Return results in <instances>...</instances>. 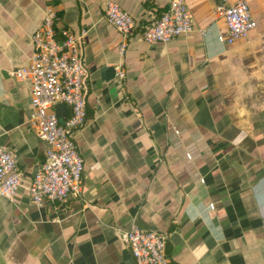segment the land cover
<instances>
[{
	"label": "crops",
	"instance_id": "crops-1",
	"mask_svg": "<svg viewBox=\"0 0 264 264\" xmlns=\"http://www.w3.org/2000/svg\"><path fill=\"white\" fill-rule=\"evenodd\" d=\"M47 1L0 0V146L22 185L0 196V264H136L120 238L133 225L166 234L174 264H264V0H247L245 39L226 43L220 0H186L190 36L151 45L140 33L169 0H112L136 22L123 55L107 0ZM45 6L57 30L87 29V117L73 133L81 197L36 207L26 188L46 145L28 124L30 81L8 72L28 65Z\"/></svg>",
	"mask_w": 264,
	"mask_h": 264
},
{
	"label": "built area",
	"instance_id": "built-area-1",
	"mask_svg": "<svg viewBox=\"0 0 264 264\" xmlns=\"http://www.w3.org/2000/svg\"><path fill=\"white\" fill-rule=\"evenodd\" d=\"M220 0L214 13L224 20L228 31L227 44L247 38L255 28L247 0L227 5ZM104 19L120 35L119 54L123 55L127 41L136 30V22L116 2L107 0ZM57 12L45 6L41 25L31 35L32 54L27 66L11 69L8 76L31 84L32 114L29 126L46 145L44 161L26 188L32 203H61L68 197H81L83 159L73 142V133L85 125L87 111L85 85L87 71L82 59L83 40L87 29L73 33L67 28L56 30ZM194 18L186 0H169L166 9L153 23L144 27L141 38L148 45L167 44L177 37H189ZM57 31V32H56ZM204 36V30H199ZM118 82L124 79L116 69ZM57 105L68 109L61 123L52 112ZM22 187L15 156L0 146V196L11 200ZM120 238L136 264H174L166 254L168 236L159 231L140 229L133 225L120 231Z\"/></svg>",
	"mask_w": 264,
	"mask_h": 264
},
{
	"label": "water",
	"instance_id": "water-1",
	"mask_svg": "<svg viewBox=\"0 0 264 264\" xmlns=\"http://www.w3.org/2000/svg\"><path fill=\"white\" fill-rule=\"evenodd\" d=\"M60 107H61V109H62V112H63V114L64 113H66L67 114V112H68V109H67V107L66 106H64V105H60ZM58 118H60L59 117V115H58ZM60 120V119H59ZM61 123L63 122V121H60Z\"/></svg>",
	"mask_w": 264,
	"mask_h": 264
},
{
	"label": "trees",
	"instance_id": "trees-1",
	"mask_svg": "<svg viewBox=\"0 0 264 264\" xmlns=\"http://www.w3.org/2000/svg\"><path fill=\"white\" fill-rule=\"evenodd\" d=\"M52 2H53V0H48V1H47V3H48V4H51V5H52ZM159 16H160V15H158V17H156V19L159 18ZM59 17H60V13L57 12V21H58ZM156 19H155V20H156ZM56 23H57V22H56ZM56 30H57V27H56ZM57 31H58V30H57ZM57 31H56V32H57Z\"/></svg>",
	"mask_w": 264,
	"mask_h": 264
}]
</instances>
